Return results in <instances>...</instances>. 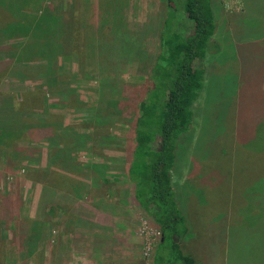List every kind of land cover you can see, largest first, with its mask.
<instances>
[{
  "label": "rangeland",
  "instance_id": "rangeland-1",
  "mask_svg": "<svg viewBox=\"0 0 264 264\" xmlns=\"http://www.w3.org/2000/svg\"><path fill=\"white\" fill-rule=\"evenodd\" d=\"M0 1H8L0 2V264H152L158 231L139 210L127 170L163 1H124L123 21L133 38L142 31L151 52L129 65L108 51L112 36L101 21L112 2ZM45 9L62 25L52 54L31 33ZM211 9L216 28L203 61V91L172 171L193 234L182 249L194 264H263L264 193L255 190L264 186L263 95L256 89L264 79L248 59L261 67L264 0H211ZM18 23L29 29L21 33ZM245 122L250 128L241 142L237 125ZM247 214L260 224L251 228Z\"/></svg>",
  "mask_w": 264,
  "mask_h": 264
},
{
  "label": "trees",
  "instance_id": "trees-1",
  "mask_svg": "<svg viewBox=\"0 0 264 264\" xmlns=\"http://www.w3.org/2000/svg\"><path fill=\"white\" fill-rule=\"evenodd\" d=\"M23 1L15 0V3H12L14 7H20L23 6ZM104 1L109 7L111 2L113 4L109 10V19L104 18L105 21L101 23L109 27L112 40L108 51L111 52L114 60L116 62L123 60L129 65L130 62L134 63L146 58L147 52L151 56L149 46L146 47V42L141 36L142 31L136 33L137 38H133L131 29L126 21H123L126 19L124 9L128 3L124 2L125 0ZM162 1L165 11L157 34L158 50L149 68L148 88L145 97L138 104V115L133 124L134 146L127 176L139 210L158 231L152 264H194L193 256L186 254L182 249L184 241L192 242L193 234L176 202L172 190V171L176 153L185 144L192 128V107L203 91L205 74L203 61L208 53L216 25L211 0ZM0 2L2 6L8 5V1ZM104 8V5L100 7L103 14ZM78 22L80 24V21ZM76 24L74 23L72 30L74 40L77 38ZM23 29L29 28H22L18 23L16 30L23 33ZM250 29L249 26L245 31ZM61 31L60 15L45 9L34 21L31 33L34 40L38 41V45L41 44L40 49L52 54L59 48L53 40L59 39ZM235 40L241 42L242 38L236 36ZM74 43L76 45V41ZM252 63L255 61L250 56L248 65ZM257 90L263 95L258 99V103L264 111V92L261 93L259 88ZM254 106L256 104L252 108ZM241 116L242 113L238 118L241 119ZM255 125L256 122L252 129ZM237 126H239L238 138L241 137V142H246L250 123L245 122L243 126ZM258 186V191L255 190L256 194H263L264 186ZM228 197L231 200L232 195L229 194ZM241 197L246 199L243 194ZM258 200L262 202L264 208V196L259 197ZM247 218L251 222V228L260 224L255 220L254 214L251 216L247 214ZM258 227L260 232L262 226L258 225ZM198 246L199 243L196 244V250L200 252ZM254 256L259 257V250Z\"/></svg>",
  "mask_w": 264,
  "mask_h": 264
},
{
  "label": "crops",
  "instance_id": "crops-1",
  "mask_svg": "<svg viewBox=\"0 0 264 264\" xmlns=\"http://www.w3.org/2000/svg\"><path fill=\"white\" fill-rule=\"evenodd\" d=\"M251 8H255V4H254V3H252ZM253 12H254V13H253ZM250 14H251V16H254V21H253L252 17H250L251 20H250L249 24H252V25H253V23H254V24H257L258 21L256 20V16H258V13H255V11L252 10V12H250ZM256 14H257V15H256ZM262 17L264 18V16H262ZM260 24H261V23H260ZM251 29H252V28H251ZM256 40H258V39H257V38L255 39V37L252 38V45H251V47H252V49H251V51H252L251 55L253 54V55H255V56H256V54H255V51H253V49H255L254 46L257 45ZM238 45H239V46H242V44H238ZM236 46H237V45L235 44V47H236ZM259 55H260V54H259ZM262 56H264V54H262ZM251 58H252V57H251ZM254 64L256 65L255 68H254V70H255V71H258V72L261 73V79L263 80V79H264V57H263V59H262V63L260 64V66H261L260 68L257 67V66L259 65V64H257V63H252L251 66H253ZM249 70H251V69H249ZM262 80H261V81H262ZM263 83H264V80H263ZM263 83H262V86H260V87H256L257 89H258V88L260 89V92H261V93L264 92V85H263ZM257 85H259V83H258ZM260 85H261V83H260Z\"/></svg>",
  "mask_w": 264,
  "mask_h": 264
}]
</instances>
